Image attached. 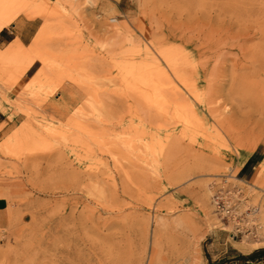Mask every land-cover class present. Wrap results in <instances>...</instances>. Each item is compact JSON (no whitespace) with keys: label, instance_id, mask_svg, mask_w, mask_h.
<instances>
[{"label":"rangeland","instance_id":"rangeland-1","mask_svg":"<svg viewBox=\"0 0 264 264\" xmlns=\"http://www.w3.org/2000/svg\"><path fill=\"white\" fill-rule=\"evenodd\" d=\"M12 8L50 32L0 47V264H264V0Z\"/></svg>","mask_w":264,"mask_h":264},{"label":"bare ground","instance_id":"bare-ground-1","mask_svg":"<svg viewBox=\"0 0 264 264\" xmlns=\"http://www.w3.org/2000/svg\"><path fill=\"white\" fill-rule=\"evenodd\" d=\"M7 3V0H0V12L2 11V9L5 7V4ZM58 13V12H57ZM17 16H18V14L15 12V10L12 8L11 10H9L8 12L6 11V14H5V17L4 18H2L1 20H0V32L3 30V29H5L6 27H8L10 24H11V22L14 20V19H16L17 18ZM49 29H50V25H45V26H43L40 30H39V32H38V34H37V36H36V38H35V40H34V42H33V46H32V50L33 51H35L36 53H39L41 50H43L44 49V46H45V43H46V41H47V39H48V33L50 32L49 31ZM20 47H19V44L18 43H15V44H13L10 48H9V51L8 52H10V55H14L15 53H16V51L19 49ZM167 57V56H166ZM169 57V56H168ZM159 61V60H158ZM160 63V62H159ZM174 65V64H173ZM151 66V65H150ZM146 67V66H145ZM160 67V66H159ZM171 67H173L172 65H171ZM148 68V67H147ZM155 68H157V66L155 67ZM189 69V68H188ZM181 71V70H180ZM135 72V71H134ZM176 72H178V71H176ZM144 74V73H143ZM130 75V74H129ZM133 75V74H132ZM139 75V74H138ZM127 76V75H126ZM137 76V75H136ZM148 76V75H147ZM154 76V75H153ZM152 75H151V79L152 80H154L155 79V77H154V79L152 78L153 77ZM143 78V77H142ZM148 78V77H147ZM150 78V77H149ZM157 78V77H156ZM173 78V77H172ZM187 78H189V77H187ZM122 79V78H121ZM180 79H182V78H180ZM144 80V79H143ZM143 80H142V82L140 83L141 85H142V83H143ZM145 80H146V78H145ZM186 80H188V79H186ZM190 80V79H189ZM124 81H125V79H124ZM149 81H151L150 79H149ZM149 81H148V83H149ZM167 81V80H166ZM192 81V80H191ZM145 82H147V81H145ZM158 82V81H157ZM183 82V81H182ZM181 82V83H182ZM187 82V85H188V83H190V81L188 82V81H185V83ZM153 83V82H152ZM167 83V82H166ZM166 83H165V85H163L162 84V86L164 87V86H166L167 87V85H166ZM184 83V82H183ZM182 83V84H183ZM185 83H184V85L183 86H185ZM159 84V83H158ZM168 84V83H167ZM143 85H145V84H143ZM146 85H148V84H146ZM192 85H194V84H192ZM191 85V86H192ZM152 86H153V84H152ZM155 86V85H154ZM157 86V85H156ZM178 86V85H177ZM181 86V85H180ZM158 87V86H157ZM163 87H159V88H163ZM139 88H140V86H139ZM185 88V87H184ZM194 88H196V86L194 87ZM158 89V88H157ZM164 89V88H163ZM168 89V88H167ZM172 89V88H171ZM147 90V89H146ZM166 90V89H165ZM187 90V89H186ZM192 90H193V87H192ZM191 90V91H192ZM168 91V90H167ZM167 91H165V92H167ZM188 91V90H187ZM189 91H190V88H189ZM197 91H198V89H197ZM142 92V91H141ZM144 92V91H143ZM161 92H163L162 90H161ZM165 92H164V94H165ZM185 92V91H184ZM183 92V93H184ZM189 93V92H188ZM203 93V92H202ZM146 94V93H145ZM154 94V93H153ZM170 93H168V95H169ZM178 94V96H180L179 94L180 93H177ZM185 94V93H184ZM200 94V93H199ZM198 94V95H199ZM171 95V94H170ZM192 95V94H191ZM174 96H175V94H174ZM197 96V95H196ZM196 96H195V98H196ZM167 97V96H166ZM171 97H173V95H171ZM182 97V96H181ZM180 97V98H181ZM188 97V96H187ZM193 97H194V95H193ZM190 98V97H189ZM183 99V98H182ZM197 99H199V97L197 98ZM163 100V99H162ZM177 100V99H176ZM164 101H166V100H164ZM176 102V101H175ZM179 103V102H178ZM184 106H183V105ZM188 103H182L181 102V104L179 103L178 105H180L179 107V109L181 110L182 109V107L184 108H186V106L188 107V105H187ZM176 105V104H175ZM182 105V106H181ZM193 106V105H192ZM218 106V105H217ZM178 108V107H177ZM188 108H190V107H188ZM184 109L183 111H188L189 113H190V115H191V110H192V108L193 107H191V110H189V109ZM194 109V108H193ZM188 112H186V114L188 113ZM181 113V112H180ZM193 113H195L194 112V110H193ZM192 113V114H193ZM177 114V113H176ZM183 115V117L181 118V115H180V118L181 119H183V118H185L184 117V114H182ZM195 115V114H194ZM190 117V116H189ZM196 116H194V118H195ZM178 118H179V114H178ZM193 118V117H192ZM188 119V118H187ZM184 121L186 120V118L185 119H183ZM189 120V119H188ZM195 120V119H194ZM193 120V121H194ZM178 121H180L179 119H178ZM184 121H181V122H183L184 123ZM189 121H191V120H189ZM197 121V120H196ZM195 122V121H194ZM187 123V122H186ZM190 123H192V122H190ZM196 123V122H195ZM184 125H185V123H184ZM183 126V125H182ZM186 126H188V125H186ZM183 127H185V126H183ZM190 129H191V127L190 126H188ZM196 127H198V126H196ZM200 127V126H199ZM185 129H187L188 130V128H186L185 127ZM193 130V129H192ZM197 131V130H196ZM199 131V130H198ZM199 133V132H198ZM187 137V136H186ZM264 166V165H263ZM207 192V191H206ZM211 194V191H208V194L207 195H210ZM206 195V194H205ZM206 195V197L208 198V197H210V196H207ZM205 197V198H206ZM206 198V199H207ZM209 200V199H208ZM210 200H211V198H210ZM228 203V202H227ZM248 206V205H247ZM262 208H263V206L262 205H257L256 206V208L252 211V213H251V215H250V217H251V221L250 222H252V221H254V220H261V216H263V213H262ZM238 213L235 211V210H233V215L231 216L232 218H233V221H237V219H238V215H237ZM259 215V217H257ZM249 225H250V223H249ZM234 242H235V244H237L238 242H236L235 240H234ZM190 246V248H188L187 249V253L186 254H184L183 253V255H182V257H181V263L182 264H202V262L200 261V254H199V247H198V244L197 243H193L192 242V244L191 245H189ZM186 251V250H185ZM153 261V260H152Z\"/></svg>","mask_w":264,"mask_h":264},{"label":"crops","instance_id":"crops-1","mask_svg":"<svg viewBox=\"0 0 264 264\" xmlns=\"http://www.w3.org/2000/svg\"><path fill=\"white\" fill-rule=\"evenodd\" d=\"M35 22L36 19L33 20L29 19V20H25L22 25H19V28L13 26V29L11 28L3 29L0 32V47L6 46L5 47L6 49L16 41H19L24 47H26L25 45H28L29 47L41 27V26L40 27L36 26ZM40 66H41L40 61L34 62L32 66H30V68L25 73V78L29 79L31 76H33L37 72ZM252 161H254L253 155H251L246 161V164L248 162L249 164L247 166L245 164L246 167L244 166V170H247L252 165ZM8 206H9L8 201L4 197H0V216L8 211L9 208ZM22 221L27 222V217L25 215L22 217Z\"/></svg>","mask_w":264,"mask_h":264},{"label":"built area","instance_id":"built-area-1","mask_svg":"<svg viewBox=\"0 0 264 264\" xmlns=\"http://www.w3.org/2000/svg\"><path fill=\"white\" fill-rule=\"evenodd\" d=\"M215 204L218 208V211L224 214V217L230 218L233 215V205L226 202L223 191L217 192L215 195ZM239 225V224H238Z\"/></svg>","mask_w":264,"mask_h":264},{"label":"trees","instance_id":"trees-1","mask_svg":"<svg viewBox=\"0 0 264 264\" xmlns=\"http://www.w3.org/2000/svg\"><path fill=\"white\" fill-rule=\"evenodd\" d=\"M248 164H249V162L246 164V166H247ZM246 166H245V167H246Z\"/></svg>","mask_w":264,"mask_h":264}]
</instances>
